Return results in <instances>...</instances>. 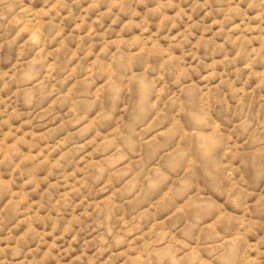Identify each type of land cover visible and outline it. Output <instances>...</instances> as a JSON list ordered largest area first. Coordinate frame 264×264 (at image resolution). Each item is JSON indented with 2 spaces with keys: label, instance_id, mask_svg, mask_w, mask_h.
<instances>
[{
  "label": "rangeland",
  "instance_id": "obj_1",
  "mask_svg": "<svg viewBox=\"0 0 264 264\" xmlns=\"http://www.w3.org/2000/svg\"><path fill=\"white\" fill-rule=\"evenodd\" d=\"M0 264H264V0H0Z\"/></svg>",
  "mask_w": 264,
  "mask_h": 264
}]
</instances>
